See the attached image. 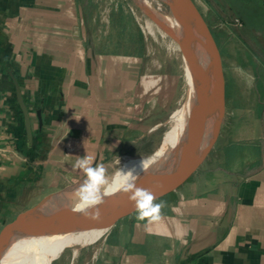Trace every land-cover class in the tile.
<instances>
[{
    "label": "crops",
    "instance_id": "obj_1",
    "mask_svg": "<svg viewBox=\"0 0 264 264\" xmlns=\"http://www.w3.org/2000/svg\"><path fill=\"white\" fill-rule=\"evenodd\" d=\"M97 1L0 0V234L84 181L77 159L109 166L142 150L169 112L146 96L142 57L111 49L106 1ZM161 201L159 220L135 213L112 227L102 264H264V79L226 80V114L210 155ZM15 259L9 246L1 264Z\"/></svg>",
    "mask_w": 264,
    "mask_h": 264
},
{
    "label": "rangeland",
    "instance_id": "obj_2",
    "mask_svg": "<svg viewBox=\"0 0 264 264\" xmlns=\"http://www.w3.org/2000/svg\"><path fill=\"white\" fill-rule=\"evenodd\" d=\"M105 1V8L108 11L104 14L105 25L109 28H104V31L109 38L111 49L118 47L120 52L128 57L130 55L142 57V82L144 88L145 86L147 88L146 96L159 104V107L164 105L169 109L164 116L162 126L155 135L148 138L149 141L142 150L129 152L119 158V161L116 159L106 166L109 175L113 178L115 173L118 174L119 169L132 167L130 160L153 155L159 149L166 132L182 121L179 111L184 106L183 102L191 80H186L183 61L179 51L174 48L175 44L177 46L179 44L168 28L162 24L165 23L164 21L147 9L142 11L135 0ZM152 2L159 7L158 11L161 14L167 15L172 12L165 0H152ZM193 2L217 42L227 82L231 84L232 81L243 78L252 83L255 79H264V16L262 15L264 0H193ZM93 4L98 8L97 5L100 3L93 0ZM253 13L261 16L252 15ZM147 23L152 24L154 34L147 30ZM82 183L83 181L79 184ZM79 184L65 196V203H70L69 198L74 196ZM102 244L103 241L99 244L88 243L78 247L77 258H74L73 248H66L64 253L51 264H102L100 256Z\"/></svg>",
    "mask_w": 264,
    "mask_h": 264
},
{
    "label": "bare ground",
    "instance_id": "obj_3",
    "mask_svg": "<svg viewBox=\"0 0 264 264\" xmlns=\"http://www.w3.org/2000/svg\"><path fill=\"white\" fill-rule=\"evenodd\" d=\"M165 1L172 9V12L167 13V15L161 14L158 11L159 7L155 6L152 0H135L137 4L143 5L145 9L165 22L161 23L168 28L177 40L179 46L174 43V48L179 51L183 61L186 80H191V82L183 102L184 106L179 111L182 121L166 132L159 149L153 155L141 156L130 160L132 167L137 166L139 175L136 183L141 188H144L142 183L149 176H155L157 173L165 171L168 167V161L172 159L175 151L187 136L192 123L200 118L196 111V80L189 66L186 50L198 52L200 72L204 78L207 92L213 94L215 89V78L210 54L200 41L198 34L194 32L190 16L179 0ZM149 23H147V30L154 34L152 24ZM210 139L211 133L205 140L210 141ZM142 158L148 164L146 171H140L138 166ZM120 182V176L115 173L111 185L112 193L105 198L103 204L117 203L128 197L120 191ZM69 201L68 211L75 212L73 209L77 199L73 196L69 198ZM114 225L115 223L111 222L65 221L53 216H44L30 223L13 238L10 244V261L16 257L15 264H51L69 247L73 248L74 258H77L78 247H83L88 243L99 244L106 238V235Z\"/></svg>",
    "mask_w": 264,
    "mask_h": 264
},
{
    "label": "water",
    "instance_id": "obj_4",
    "mask_svg": "<svg viewBox=\"0 0 264 264\" xmlns=\"http://www.w3.org/2000/svg\"><path fill=\"white\" fill-rule=\"evenodd\" d=\"M183 8L187 11L192 21L193 30L202 44L207 48L210 54L215 78V89L213 94H209L206 89L204 78L200 72V60L197 51H188L186 57L189 66L196 80L197 95V114L199 120L192 123L187 136L181 142V145L175 151L171 160L168 161V167L165 171L157 173L142 183L144 189L150 190L156 197V201L176 191L183 185L203 164L210 155L218 136L221 132L223 121L226 114V79L223 62L217 42L206 22L193 0H179ZM138 7L145 11L143 5ZM18 105L24 116L25 129L29 144L33 143V129L31 115L28 106L25 103L22 91L18 81L13 77ZM211 133L210 142L198 155L197 161L188 169L189 163L203 145L207 136ZM81 185V184H79ZM72 192V189L52 195L44 199L34 208L20 214L11 224L7 225L0 234V264L8 250L13 238L19 234L30 223L44 216H53L65 221L80 222H111L115 225L124 218L136 213L134 204L128 200V197L117 203L102 204L97 206L100 211L99 220H92L78 212H69V204L65 203L64 198ZM155 201V202H156ZM94 211V210H93Z\"/></svg>",
    "mask_w": 264,
    "mask_h": 264
},
{
    "label": "clouds",
    "instance_id": "obj_5",
    "mask_svg": "<svg viewBox=\"0 0 264 264\" xmlns=\"http://www.w3.org/2000/svg\"><path fill=\"white\" fill-rule=\"evenodd\" d=\"M118 161L119 158L117 157ZM94 157L85 155L76 160L74 168L85 174L83 183L75 190L74 196L77 199L74 211L83 214L92 220H99L100 211L97 206L105 202V198L112 193V176L104 164L93 166ZM140 171H146L148 164L142 158L139 162ZM120 191L128 196V200L134 204L138 221L147 220L148 223L160 219L161 209L164 202L156 203V197L148 190L137 186L139 173L137 166L127 169H119ZM94 210V211H93Z\"/></svg>",
    "mask_w": 264,
    "mask_h": 264
}]
</instances>
